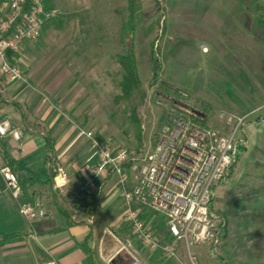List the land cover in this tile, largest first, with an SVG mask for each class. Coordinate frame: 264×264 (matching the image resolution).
I'll return each instance as SVG.
<instances>
[{
  "label": "rangeland",
  "instance_id": "obj_1",
  "mask_svg": "<svg viewBox=\"0 0 264 264\" xmlns=\"http://www.w3.org/2000/svg\"><path fill=\"white\" fill-rule=\"evenodd\" d=\"M46 1L59 15L42 28L37 39L28 41L37 51L16 63L23 73L27 68L32 71L34 62L43 68L64 58L75 63L74 48L81 47L75 44V31L91 30L97 33L95 41L101 42L94 46V58L91 54L89 60L87 56L77 62L85 67L80 72L93 63L90 77L94 82L84 86L87 91L77 97L87 107L75 118V133L90 130L110 147L126 148L131 155L139 154L136 149L143 153L153 147L162 109L152 100L157 85L148 86L152 53L161 62V80L187 93L184 101L202 115L204 126L229 134L233 124L227 123L228 117L245 116L264 104V28L257 25V20L264 21V0H135L132 35L127 0ZM130 44L140 85L126 98H118L123 69L117 57L125 54ZM262 115L264 110L251 114L235 132V139L243 140L244 150L236 157L229 179L216 185L213 199V211L226 220V235L212 248L192 245L190 253L197 264H264ZM63 198L70 207V197ZM101 200V195L96 197L95 215L87 217L93 220L99 214ZM105 224L100 222L93 240L96 256H106L107 241L111 248L116 246L107 235L100 242ZM120 227L115 231L123 239L129 231L124 223ZM27 247L29 258L27 251L21 250L22 258L14 264H43L48 259L34 252L32 245ZM136 248L138 264H188L187 253L180 246L179 260L164 255L161 249L148 251L138 244ZM114 264L132 261L121 253Z\"/></svg>",
  "mask_w": 264,
  "mask_h": 264
},
{
  "label": "built area",
  "instance_id": "obj_2",
  "mask_svg": "<svg viewBox=\"0 0 264 264\" xmlns=\"http://www.w3.org/2000/svg\"><path fill=\"white\" fill-rule=\"evenodd\" d=\"M0 73L13 81H24V75L11 55L19 53L25 42L37 39L46 23L59 15L58 9L46 0H0ZM181 97L187 94L181 92ZM264 110L260 104L245 116H231L233 124L229 134L204 126L202 115L189 108L183 100L173 104L176 113L164 123L155 144L148 151L131 155L126 148H113L96 138L94 132L80 129L90 143L88 160L92 162L88 181L81 189L104 174H113L122 197V217L129 235L120 239L110 230H103L100 242L110 236L116 246L109 255H100L104 264H112L124 253L132 264L139 263L135 241L148 251L161 249L164 255L179 260L180 246L187 253L188 264H197L190 247L220 240L222 221L210 211L214 189L223 181L231 167L236 145L235 132L253 113ZM10 136L15 141L21 132L11 126L8 119L0 120V178L17 210L28 222L44 218L45 209L39 200L24 201L22 188L10 164L2 160L1 142ZM68 183L67 175L58 162L53 163L52 186L62 190ZM92 224V219L87 218ZM162 227L164 233L157 236ZM181 264L183 261H180ZM43 264H57L55 259Z\"/></svg>",
  "mask_w": 264,
  "mask_h": 264
},
{
  "label": "crops",
  "instance_id": "obj_3",
  "mask_svg": "<svg viewBox=\"0 0 264 264\" xmlns=\"http://www.w3.org/2000/svg\"><path fill=\"white\" fill-rule=\"evenodd\" d=\"M95 37L97 33L91 30L75 31V44L81 45L74 48L77 49L75 63L64 58L43 68L34 62L32 71L27 68L26 73H23L24 81L20 82L10 80L0 73V120L8 119L11 126L21 132L19 141L10 136L2 140V160L10 164L18 180L23 182L22 199L39 200L46 212L44 218L54 219L56 225L61 226H66L60 215V209L67 207L63 196L71 199L75 195V189L88 181L92 167V162L88 160L90 143L75 133V118L82 116L87 107L84 100L77 97L87 91L84 86L88 87L91 81L94 82V77H90V72L94 70L93 63L87 65L86 71L80 72L85 67L79 66L77 62L81 57L83 59L89 56V60L91 54L94 58V46L101 44L95 41ZM35 51L37 48L25 42L19 53L11 55V61L18 63L23 58L28 59ZM37 70L43 72L37 73ZM81 103L84 105L83 109L79 108ZM54 162H58L67 175L68 183L62 190H56L52 186ZM97 180L87 188L95 190L96 183H100L96 194L97 197L102 196L101 210L99 214L96 212L97 216L93 217L92 224L87 223V218L90 217H84L66 226L61 232L38 235L40 227L32 226L33 222H28L21 216L16 202L10 197L0 178V233L22 234L8 240L0 248V264L3 260L6 264H14L22 258L21 250L27 251L29 258L31 253L27 246L30 245L34 252L38 253L36 249H40L48 259H55L57 264H104L100 255L96 256L93 240L100 222L106 223L100 233L107 229L117 236L115 230L121 229L120 226L124 223L123 207L116 176L107 173ZM107 185L106 190H103ZM124 226L126 227L125 224ZM107 242L106 255H109L115 247L111 248L110 242ZM137 244L139 245L138 241H135V245ZM119 257L120 255L116 259Z\"/></svg>",
  "mask_w": 264,
  "mask_h": 264
},
{
  "label": "trees",
  "instance_id": "obj_4",
  "mask_svg": "<svg viewBox=\"0 0 264 264\" xmlns=\"http://www.w3.org/2000/svg\"><path fill=\"white\" fill-rule=\"evenodd\" d=\"M135 0H127V11H128V21H129V33L132 35L133 30H134V24H133V17L135 14V6H134ZM257 25L260 27L264 28V21L257 20ZM152 68H151V76L148 81V86L153 87L156 86V89H154V93L152 94V100L156 102V104L161 107L162 113L158 119V124L156 127V139L158 136V132L161 128V126L169 121V117L171 115H175L172 111L173 109V104L180 99H183L181 97V92L186 93L182 89L179 88H174L170 86L167 82L162 81L160 78V72H161V62L158 60L156 56L153 55L152 53ZM117 62L123 69V76L121 77L119 81V86L122 90V94L118 98H126L131 91L134 88L139 87L140 85V80L138 77L137 73V68H136V62H135V57L133 53V48L132 45L130 44V47L127 48L125 54H121L117 57ZM162 91V92H161ZM169 92V93H168ZM187 94V93H186ZM144 92L142 93V96H144ZM188 96V95H187ZM184 100V99H183ZM133 115L136 118V115L133 111ZM264 118V117H262ZM257 120H259V117H257ZM96 138L103 142L104 140L99 136L96 135ZM155 139V142H156ZM154 142V143H155ZM244 150V146L242 145L241 142H238L236 145V153L234 157V161L229 168L228 174L226 178L223 181H227L232 173V168L234 166V163L236 161V157L238 154H240ZM135 153H141L139 149L135 150ZM53 176V172L51 173V177ZM20 185H23V182L18 180ZM99 181V180H97ZM222 182V181H221ZM220 182V183H221ZM97 187L100 185V183H96ZM96 187V189H97ZM22 188V187H21ZM87 190V189H81V187H78L75 189V195L70 199V207H64L60 209V215L64 218V223L66 226L71 225L76 223V220L90 216L95 213L96 211V191L97 190ZM213 199L210 203V211L218 218L221 219L222 224H221V229L219 232V238H222L226 235V227L227 223L226 220L224 219L223 214L219 213V211H213ZM74 216V218H73ZM32 226H39L40 230L37 231L38 235H44V234H55L58 232H61L65 230L66 226H61V225H56L54 219H45L41 218L36 221H33ZM164 233V229L160 227L156 231L157 236H160V234ZM22 234L19 233H10V234H5V233H0V248L4 246V244L15 237H19ZM213 246H210L212 248ZM37 252L41 255V257H46L40 249H36Z\"/></svg>",
  "mask_w": 264,
  "mask_h": 264
}]
</instances>
